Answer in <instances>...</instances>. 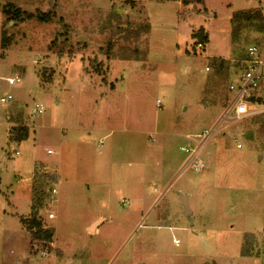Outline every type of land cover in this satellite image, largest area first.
<instances>
[{"label":"rangeland","instance_id":"374dc122","mask_svg":"<svg viewBox=\"0 0 264 264\" xmlns=\"http://www.w3.org/2000/svg\"><path fill=\"white\" fill-rule=\"evenodd\" d=\"M8 2L56 15L9 20ZM250 45H264V0H0V75L22 78L0 80L14 97L0 103V264H264V114L213 138L200 174L182 171L186 136L221 116ZM20 125L28 136L12 140ZM53 186L43 256L21 218L47 217Z\"/></svg>","mask_w":264,"mask_h":264},{"label":"built area","instance_id":"2783aa9c","mask_svg":"<svg viewBox=\"0 0 264 264\" xmlns=\"http://www.w3.org/2000/svg\"><path fill=\"white\" fill-rule=\"evenodd\" d=\"M203 47L204 43H199ZM243 63V69L240 72V78L237 82H231L229 90L231 96L227 99L225 109L218 120L209 128L201 132L188 134V143L181 146V150L188 154V159L182 171L192 170L195 174H200L207 167V161L204 158V151L210 141L219 133L223 132L230 125L252 115L264 114V45H250L246 50V57L240 60ZM0 80H6L10 85L22 81L19 75L2 76ZM12 94L0 96V103H6L13 100ZM161 106V101H158ZM45 107L42 104H36L33 108V115L42 114ZM241 147V144H238ZM52 151L49 150V153ZM59 190L53 186L48 190L46 197L49 207L48 215L45 219H54L56 214L53 206L58 202ZM127 203L126 200H122ZM37 245V246H36ZM34 249L43 248V256H47V250L44 244H34ZM37 247V248H36Z\"/></svg>","mask_w":264,"mask_h":264},{"label":"trees","instance_id":"16d2710c","mask_svg":"<svg viewBox=\"0 0 264 264\" xmlns=\"http://www.w3.org/2000/svg\"><path fill=\"white\" fill-rule=\"evenodd\" d=\"M163 1H181L183 5H187L190 3H203V0H163ZM251 12H254L255 15L253 16L252 13L248 15L250 19H256V16L257 15L260 16L261 13L257 8L252 9ZM4 13L9 20H15L17 22H24L34 17L44 22H50L54 19L56 15V13L52 10L48 12L40 11L39 13L34 14L33 12H28L27 10L22 9L13 2H8L4 5ZM240 13L248 14L244 10H241ZM193 37L197 39V41L194 43V48H196L199 45V43H206L209 40V35L206 34L204 28H201L197 32L193 33ZM11 39L12 37L8 34L7 30H4L1 36L2 49H6L9 47L11 43ZM111 47L112 45L108 46L109 49ZM63 54H64V49H61L60 55ZM2 55H4V53ZM96 72L97 74H100L99 71ZM28 133H29V129L27 125H20V127H14V131L11 134L12 140L21 141L23 139H26ZM0 182H1V176H0ZM21 221L25 225V228L27 229V232L29 234L30 240L33 245L38 243V244H44V246L48 249L52 247V243L54 242V238H55V230L54 227L48 226L46 224L45 218L42 217L40 211L33 209L31 216L23 217L21 218ZM249 243L250 242H248V244ZM242 254L253 255L252 252L249 251L246 245L243 246L242 248Z\"/></svg>","mask_w":264,"mask_h":264},{"label":"crops","instance_id":"0c3cea01","mask_svg":"<svg viewBox=\"0 0 264 264\" xmlns=\"http://www.w3.org/2000/svg\"><path fill=\"white\" fill-rule=\"evenodd\" d=\"M179 3H180V1H178ZM8 118L9 119H11V115H8ZM207 168V167H206ZM205 168V169H206ZM200 194H201V196H200V198L197 200V203H198V205H199V209H201V205L202 204H204V203H206L207 202V204L209 203V201L211 200L210 199V195L209 194H211V188H206V187H204L203 189H201V191H200ZM189 201H190V196H189ZM205 205V204H204ZM199 213H201V211H199ZM193 214H194V210H193ZM101 218H99L98 220H100ZM102 220V222L101 223H99V224H97L96 222H97V219H95V220H92L89 224H88V230L89 231H91V228L92 227H94L95 226V230L97 229V227L99 226V225H101L104 221H105V219L104 218H102L101 219ZM94 230V231H95ZM52 245H53V243H52ZM59 253V252H58Z\"/></svg>","mask_w":264,"mask_h":264},{"label":"water","instance_id":"95a60500","mask_svg":"<svg viewBox=\"0 0 264 264\" xmlns=\"http://www.w3.org/2000/svg\"><path fill=\"white\" fill-rule=\"evenodd\" d=\"M13 71H15V69H13ZM241 136L243 138L251 137L252 136V132L243 133ZM181 197H182V200H183L184 206H185V215L190 218L191 225H194L193 209H192L191 204H190V201H189V195L188 194H184ZM205 243H206V241H205ZM206 245H207V243H206Z\"/></svg>","mask_w":264,"mask_h":264}]
</instances>
